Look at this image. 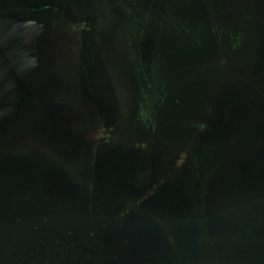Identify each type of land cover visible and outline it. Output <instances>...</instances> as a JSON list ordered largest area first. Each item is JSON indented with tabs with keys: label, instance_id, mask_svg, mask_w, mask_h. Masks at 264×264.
Masks as SVG:
<instances>
[{
	"label": "rangeland",
	"instance_id": "obj_1",
	"mask_svg": "<svg viewBox=\"0 0 264 264\" xmlns=\"http://www.w3.org/2000/svg\"><path fill=\"white\" fill-rule=\"evenodd\" d=\"M3 21L38 37L25 45L45 59L46 78L25 81L54 93L36 113L57 127L16 139L0 129V153L57 169L77 188L101 187L107 197L90 198L98 220L88 214L78 227L88 249L103 242L109 264H264V250L246 257L234 245L243 226L225 240L214 232V182L229 165L214 163L212 141L232 95L264 103V0H0ZM244 175H254L248 165Z\"/></svg>",
	"mask_w": 264,
	"mask_h": 264
},
{
	"label": "water",
	"instance_id": "obj_2",
	"mask_svg": "<svg viewBox=\"0 0 264 264\" xmlns=\"http://www.w3.org/2000/svg\"><path fill=\"white\" fill-rule=\"evenodd\" d=\"M0 33H2L0 36L2 133L16 139L19 135L37 128L43 135H56L57 126L53 124L54 121L51 122L53 117L49 115L47 118L41 113H36V106L39 105L40 100H45L40 97L44 98L48 94L44 96L34 86L28 87L25 81L27 75H36L37 70L40 69L39 52L25 45L29 41L35 45L38 37L29 34L26 26L14 31L7 21L0 24ZM228 103L231 107L226 121L219 128L215 127L212 137L214 163L222 162L224 165H229L226 168L228 172L216 176L214 182V200L217 202V207L214 209V232L220 233L222 240H225L224 237L235 236L231 233L237 230L238 226H243L245 231L237 236L239 238H236L237 242L234 245L240 248V254L247 257L252 251L264 250V140L259 141L264 134V103L245 101L240 95H232ZM60 139H64L70 145H76L65 137ZM226 140L228 141L223 146L222 143ZM246 140H249L248 144L244 145ZM256 142H258L256 149L240 159L241 165H233L234 153L241 155ZM246 165L249 173L251 175L254 173L251 180L245 179ZM216 168L217 166H214V171ZM55 189L61 191V194H54ZM100 189L101 187L94 184L89 190L77 188L64 180L57 169L38 167L0 153V228L6 226L4 228L8 229L9 225H1V223L7 218L9 209H20L30 218L37 210L59 211L65 208L68 213L76 214L79 211L83 215L91 213L92 219L97 221L102 211L90 208L92 202L98 203L90 198L107 197V194L101 193ZM108 196L111 199L113 195L108 193ZM176 202L181 203L178 197L168 208H179L174 205ZM224 209L232 213L229 220L221 219L220 215L223 214ZM208 210L210 211L209 208ZM227 228L231 230L228 231ZM111 236L116 240L115 235ZM178 258V256L174 258L175 262Z\"/></svg>",
	"mask_w": 264,
	"mask_h": 264
},
{
	"label": "trees",
	"instance_id": "obj_3",
	"mask_svg": "<svg viewBox=\"0 0 264 264\" xmlns=\"http://www.w3.org/2000/svg\"><path fill=\"white\" fill-rule=\"evenodd\" d=\"M8 211L7 218L1 223V225H9L8 229L4 228L6 226L0 228V264H109L106 259H102V254L106 252V245L93 239V247L88 249L87 243L84 244L86 238L82 237L87 229L78 228L84 224L88 214L92 217L91 213L83 215L80 211L76 214L68 213L69 211L65 208L59 211L47 209L44 212L37 210L29 218L20 209H9ZM53 223L60 228H50L49 225ZM93 234L90 231L89 237ZM53 236L62 243L67 242V239H72V242L61 246L60 244H56L57 246L47 244ZM75 239L76 244H74ZM75 247H79L80 250L72 254L71 251H74ZM60 249L63 251L61 252ZM50 251H53L52 255L57 252L59 257L53 261L50 259ZM90 251L94 253L93 259H88L87 254L89 253L90 256ZM69 254L71 258L68 257ZM27 256L29 261L26 260ZM111 263L117 264L116 262Z\"/></svg>",
	"mask_w": 264,
	"mask_h": 264
},
{
	"label": "crops",
	"instance_id": "obj_4",
	"mask_svg": "<svg viewBox=\"0 0 264 264\" xmlns=\"http://www.w3.org/2000/svg\"><path fill=\"white\" fill-rule=\"evenodd\" d=\"M40 59H41V58H40ZM43 61H45L44 58L41 59V64H40V66H39L40 69H38L37 72L42 71V68H43ZM51 69H53V72H55L53 67H52ZM37 72H36V73H37ZM46 72H47L46 70H44L43 74H42V72H40V73H41V76H42V80H43L44 78H46V77L44 76V74H45ZM67 76H72V74L69 72V74H68ZM72 79H73V77H72ZM71 82L73 83V80H71ZM52 94H54V93L50 92L48 95H52Z\"/></svg>",
	"mask_w": 264,
	"mask_h": 264
}]
</instances>
